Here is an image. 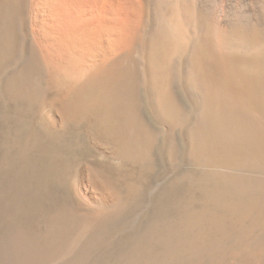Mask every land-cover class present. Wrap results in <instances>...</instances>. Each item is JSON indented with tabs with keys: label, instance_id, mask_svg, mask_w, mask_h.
Here are the masks:
<instances>
[{
	"label": "bare ground",
	"instance_id": "obj_1",
	"mask_svg": "<svg viewBox=\"0 0 264 264\" xmlns=\"http://www.w3.org/2000/svg\"><path fill=\"white\" fill-rule=\"evenodd\" d=\"M34 111L99 136L140 176H119L118 199L85 214L58 204L36 236L9 231L0 264H202L230 247L240 207L251 215L264 194V0H0V121ZM9 132L0 148L11 158L22 143ZM158 151L173 200L148 220L144 173ZM29 154L15 168L3 153L0 168L31 176Z\"/></svg>",
	"mask_w": 264,
	"mask_h": 264
},
{
	"label": "rangeland",
	"instance_id": "obj_2",
	"mask_svg": "<svg viewBox=\"0 0 264 264\" xmlns=\"http://www.w3.org/2000/svg\"><path fill=\"white\" fill-rule=\"evenodd\" d=\"M48 98L51 99V96ZM48 103H51L50 100H48ZM52 107H54V108H52ZM52 107H51L52 110H54V109H55V111L57 110V108L55 106H52ZM37 112L38 111L32 112L33 114L26 116L27 118L25 117V118L21 119V121L17 120V118H14L15 119L13 122L14 124L13 123L8 124L9 127H4L3 123L0 121V123H1L0 124V144L2 143L0 145V147L2 145L4 147V141H2V140H6L5 138H7L8 134L10 133L9 130L11 131V134H14L15 136L18 135L16 137H19L21 139L20 141L23 144V146L28 145L24 149L22 147V144L18 143L17 148L11 152L13 155L11 153H10L11 155H9V157L12 156L11 157L12 159L8 158V155L6 154V149L2 147V148H0V152H1V150L4 149L5 152L2 151L1 153L2 154L4 153V155L6 154L7 156L6 155L3 156L0 153V159L3 156V158H2L3 160L5 158H7V162H11V163L14 162L12 164L15 165V168H17V167L21 168V167H24L22 164L23 162L20 160L21 153L25 152V154H26V152L28 150V153H30L29 155H30V158L32 161L30 163V167H31L32 173H33L31 176H28V177L25 176L24 177L21 174H19L18 172H15L16 170L4 172L7 170L5 169L3 171L2 169L4 167L0 168V171H1L0 172V196H1L0 197V237H1L0 242L4 239V237H6V235L10 234L11 232H13L12 230H15V229H24V230L26 229V231L29 232V234H31L33 236L38 235L39 233L42 232L41 228L43 227V226L40 227V225H43V220L41 218L44 219V217L47 214H52L58 208L56 206H58V204L60 205V203L65 204V202H66V204H69V207L72 206V208L73 209L75 208V210L78 207L79 209H77V211L79 214H85V212H87V211L89 212L92 209V207H94V205H97L99 203L104 204L105 202L108 203L109 201H110L109 203H111L112 199H114V201L117 200L118 197L122 193L121 190L123 189V187L121 185L122 183H121L120 177H124V175L126 177H131L133 174H135L137 177L140 176V175H137V174H140V172L136 173V171H137L135 169L136 167H133L130 164H127V165L122 164V163H120V161L118 162L117 158L113 157V154H111V148L109 146L107 147V144L103 143L99 136L95 135L96 136L95 137L94 135H91V134L86 133V132L79 133V132H77L78 130H76V129L74 130V128H71L67 132H65L63 130H59L58 126L51 125L52 124L51 120H49L50 115L46 116L45 115V114H47L46 111H45L44 115H45V118L47 119V121L45 119L44 122H43L44 115H39V117H38ZM49 112H50V110H49ZM53 112L54 111H51V114ZM28 117H30V118H28ZM41 117H42V120H41ZM25 119L28 120L29 125L27 124ZM22 120H23V122H22ZM24 120H25V122H24ZM29 120L32 121V123L31 122L29 123ZM16 121H18V122L16 123ZM37 121H39V122L37 123ZM20 122H22L23 124ZM15 123L19 126L16 125L17 127H14ZM26 124L28 125V127H31V128L26 129V128H28V127H26L27 126ZM30 124L34 125V126L36 125L35 126L36 128L35 127L33 128ZM40 124H43L42 127L40 126ZM1 125H3V126H1ZM24 127H26L25 130H24ZM45 127L47 128V130L43 129ZM17 128H18V130H17ZM38 128H39L41 133L39 132V130H37V132L35 131ZM19 129L21 130L22 134H20ZM42 129H43V131L46 130V132L49 133L50 135L46 134V132H43ZM5 131H7V132H5ZM16 131H18L19 133ZM28 131L31 133V134H29V136H27L28 135L27 133H26L27 135L25 133H23V132H28ZM53 131H54V133H53ZM70 131L73 132V134H71ZM36 133H40V134H36ZM43 133L45 134L46 138H45ZM84 133H86L88 136L90 135L91 137L88 138L86 136V134L84 135ZM4 134H6L7 136L5 135V137H3ZM35 134L38 136V138L43 137V138H41L42 141L40 139H36L37 137L34 138ZM41 134H42V136H41ZM78 134L79 135L83 134V135L79 136ZM21 135H23L22 138H21ZM74 135H75V137H74ZM23 137H25V138L23 139ZM29 137L33 138L32 141H31V138H29ZM27 139H30V140H27ZM35 140H37V141H35ZM25 141H27V142H25ZM29 141H31L33 143H29ZM38 143H40V144L42 143V144L40 145ZM32 145H33V147H32ZM35 146H37V147H35ZM29 147H32L33 151L29 150ZM23 149L26 151H24ZM22 150H23V152H22ZM159 150L162 151L161 147L159 148ZM160 151H158L159 154L157 155L158 156L157 159H159V160L156 162V166H155V168H157V170L154 168L153 171L144 173V179H146V181L149 182L147 185L149 186V188H152V189H154L153 187L157 183H161V185H162V184H165V181H167V182H166V185H162L161 187H159L157 189L159 192H157V190H155V189L154 190L149 189L148 186L145 187L146 189H145V196L144 197H147L146 198L147 199L146 204H147L148 209L151 208V211L149 210V213L145 215V216H147L148 220L154 215L152 210L154 212L160 211L162 209L165 211V209L170 206L171 201L173 200L171 192H172V189L174 188V185L169 187V185H171L173 183V182H170L171 179L173 178V177H171L172 173H170V172H172V170L169 169L171 167L168 165L165 157L163 156L162 152H160ZM160 154H162V155L160 156ZM161 157L162 158L164 157L165 160L162 159ZM9 159H11V161H8ZM15 163L17 164V167H16ZM67 163L69 164V168H68ZM161 163L163 164V166ZM66 164H67V166H66ZM158 164H161L159 166V168H158ZM122 165H124V166L126 165L125 168ZM164 165H166L165 168H164ZM71 167H73V168H71ZM63 168H64V171L62 170ZM122 171H123V173H122ZM64 172H67L66 177H65L66 179H58L57 177L60 174L64 175L65 174ZM126 172H127V174H125ZM168 172H169V174H168ZM7 174L10 176H8ZM13 174L18 175L19 180L17 179L16 176L14 178ZM1 175H3V176H1ZM5 175L8 178L7 182H6ZM11 175L13 176V178ZM147 175H148V177H147ZM167 175L168 176L171 175V176L168 177ZM259 175H262V174L259 173ZM11 178L14 179V182H12L13 180ZM117 178H118V180H117ZM4 179H5V181H4ZM164 179H166V180H164ZM9 181H10V183H9L10 185L12 182V185L10 187L12 189L9 188L10 185L8 186ZM19 181H21V184H22V182L24 183V184H22V190H20L17 186L20 184ZM153 182L155 184H153ZM167 183H170V184L167 185ZM113 185L115 187H113ZM150 185H152V186L150 187ZM163 186L164 187L166 186V187L163 188ZM14 187L17 189H15ZM168 187H169V189H167ZM23 189H25V190H23ZM9 190L11 193H9ZM15 191H17L19 193V196H17L18 193L16 194ZM71 191H72V193H71ZM4 193L6 195V196L4 195L5 199H4V196H2ZM107 193H109V194H107ZM8 194H10V195H8ZM11 194L12 195L14 194V195L11 196ZM15 194H16V196H15ZM169 194H170V196H169ZM107 195H110L111 197L107 196ZM146 195H149V196H146ZM9 196H11V199H8V198H10ZM105 196H107L108 198ZM166 196H169V198H167ZM2 197L4 200L2 199ZM18 197H19V199H17ZM164 197L167 199V202H165L166 199ZM243 198H246V197H242V199ZM14 199H17L16 202ZM66 199H68V200L66 201ZM108 199H109V201H108ZM257 199H258L257 207L251 213V215H249L247 217L245 216V213H246V208H244L245 205L241 206L243 209L240 207V209H239L240 214H238L239 219H237L236 222L231 225V227L234 228L233 231H232L233 228L231 229V232H232L231 235L232 236L229 237L230 240L229 239L226 240L225 245H229L230 247L227 246L228 248L227 247H226L227 249L225 248L226 249L225 252H221L219 254L217 253L218 257L216 254V257L214 255L212 258H210V260L207 259L205 261H202L204 264H207V263H209V264H264V222H263V220H264V212H263V210H264V194L261 196L259 195V197ZM4 201L5 202L8 201V202H6L7 204ZM153 201L154 202L156 201V203H155L156 205L154 204ZM244 201H246V199H243V202ZM72 202H73V204H72ZM151 202H153V205L156 206V207L154 206V209L151 206L152 205ZM8 203H10V204L8 205ZM14 203H15V205H14ZM157 205H158L159 209H158ZM84 209H86V210H84ZM241 209H242V211H241ZM11 210H13V211H11ZM162 211H160V212H162ZM150 213L152 214V216ZM20 214H22V215H20ZM23 214L26 215L27 217H22V216H24ZM43 215H44V217H42ZM17 218L22 219V220H20V223L23 222V225L19 223V219H17ZM126 218L127 219L133 218V215L131 216V214H130ZM15 220H17V221H15ZM23 220H25V221H23ZM26 221L27 222L29 221V222L27 223ZM34 222H36L35 225H34ZM7 223L10 227H8ZM16 223H18L19 225ZM234 224H236V225H234ZM31 225H33V226H31ZM30 226L32 227V229ZM234 226H236V227H234ZM8 228H10V229L7 230ZM37 228L38 229L40 228V229L38 230ZM37 230L40 232H38ZM9 231H11V232L9 233ZM36 232L38 234H36ZM242 234H243V236H242ZM238 242H240V243H238ZM229 243H231V244H229ZM222 253H225V254H222ZM219 256H221V257H219ZM212 259H214V261Z\"/></svg>",
	"mask_w": 264,
	"mask_h": 264
}]
</instances>
